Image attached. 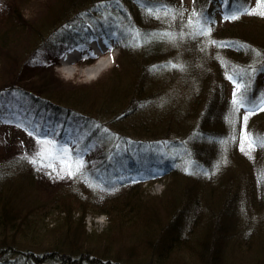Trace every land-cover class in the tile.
I'll use <instances>...</instances> for the list:
<instances>
[{"label":"trees","instance_id":"1","mask_svg":"<svg viewBox=\"0 0 264 264\" xmlns=\"http://www.w3.org/2000/svg\"><path fill=\"white\" fill-rule=\"evenodd\" d=\"M58 1L57 7L37 22L39 26L32 32L30 44L33 51L61 41L84 42L78 31L63 29V25H66L63 21L70 17V12L77 6L88 7L87 13L92 17L95 16L93 10H99L102 5L113 7L114 16L124 18L131 33L127 27L121 32L122 39L127 41L121 49L122 54L125 63H128L131 57L127 55L139 50L134 53L138 54L137 62L132 64L133 69L122 66L126 76H123V71L113 69L107 78L113 75L119 78L107 80L99 87L97 85L96 93H99L91 102L78 95L73 98L50 97V100L58 101L57 104L76 106L85 114L89 137L99 141L103 152L95 168L75 174L74 179L73 176L69 177L73 180L68 186L70 188L51 196L45 195L37 186L38 171L29 161L14 153L0 157V264H264V246L243 256L228 253L227 236L234 225L230 218L219 216V219H214L208 213L215 207L209 203V197H205L211 188L218 194L216 207L219 209L231 206L230 203L238 198L237 190L236 195H231L232 189H235L231 173L194 182V176L189 172L180 174L176 171L170 156L175 155L174 160L178 161L180 152L183 153L182 157L187 152L194 162L203 165V170L204 162L213 160L214 155H220L215 148L228 145V154L236 156L235 160L243 173L239 184L247 180L246 169L250 168L252 161L253 175L260 179L264 172V148L256 147L251 153L247 152V148L246 151L240 150L239 134L246 108L233 113L234 97L227 96L229 90L233 93L232 88L229 89L233 83L227 77L234 75L233 67L255 68L256 71L244 74L242 83L247 88L249 100L260 102L264 98V18L242 15L236 20L227 21L222 14L220 18L212 17L209 11L215 5L219 6V0H195V3L193 0L189 3L185 0H80L81 4H78V0ZM162 4L184 12L182 18L169 21L170 28L168 22H158L146 10ZM256 4L257 0H250L251 7ZM193 9L203 10L215 20L211 39L249 47L217 48L206 43L208 37H189L182 24L187 22ZM77 16L80 20V14ZM101 17L102 14L93 17L97 24L83 23L88 34L117 36L113 29L115 19L108 17L110 20L106 24L100 21ZM169 29L176 33L185 31V37L171 41L173 45L168 51L165 47L168 39L144 36ZM50 30L55 31L51 40L49 36L46 37ZM167 64L183 65V70L170 68L172 75L181 79L182 86L188 88L190 93L184 106L165 113L151 105L156 95L152 80L147 76L154 69L167 68ZM125 77H130L128 83L125 81L122 84ZM21 95L25 96V93L21 92ZM31 98L40 109L47 108L48 99L39 98L37 101L36 97ZM149 107H152L150 111ZM128 109H134V116L126 115ZM95 116L104 118V123ZM126 116L130 117L123 123ZM248 123L250 125L245 130L249 136H264V111L255 112L248 118ZM208 143H211L209 148L204 146ZM132 151H144L145 156L136 159ZM160 151L165 155L160 157ZM159 160L162 162L159 168L164 167L162 170L166 178L172 177L173 181L161 197L150 196V202L146 200L148 197H143V185L158 180L131 183L128 172L139 170L147 173L152 165L146 169V163ZM165 162L167 164H163ZM176 174L189 181L187 189L183 190V184L182 190L177 187L181 181ZM101 183L103 187L113 190L94 189L93 185ZM170 192L172 195L168 196ZM200 195L202 199H199ZM159 197V201H156ZM191 206L192 218L185 233L182 226H186L185 219ZM56 215V224L45 223ZM87 215H105L109 218L110 226L100 233L88 231L85 222ZM204 219L207 221L203 222ZM152 223L155 227L151 226ZM142 226L154 234L153 238L138 244L134 243L136 240L131 242V231ZM124 228L130 233L123 243L120 232ZM163 232L167 233L164 237ZM112 233L116 237H112ZM172 244L179 246L170 249Z\"/></svg>","mask_w":264,"mask_h":264},{"label":"rangeland","instance_id":"2","mask_svg":"<svg viewBox=\"0 0 264 264\" xmlns=\"http://www.w3.org/2000/svg\"><path fill=\"white\" fill-rule=\"evenodd\" d=\"M185 1L186 3H189L191 0ZM78 2V4H81L80 0H78ZM58 3V0H0V116L13 121L19 118L25 122H31V125H39L42 130L54 129L55 134L51 138L58 142V144L67 146L73 159L77 157V149L83 153L82 158L84 160V167L81 170V172H83L95 168L100 163L103 153L101 144L97 139H90L88 129L85 127L86 117L83 116L85 114L83 112L81 113L79 108L67 104L65 105L63 103L57 104L58 101L53 99L50 100V97L63 96L73 98L74 95H78L84 100L87 99L89 102L95 100L96 94L99 93H96V88L101 86V83L119 78V76L116 77V75H113L110 79L107 78L113 69L117 68L120 72L123 71V76H126V74L124 75V67L133 69L132 64L137 62L138 55L134 53H138L139 50L134 51L131 55H127L131 58H128V63H125V58L121 50L127 43L125 39H122L123 36L121 34V32L127 27L124 18L114 16L115 10L113 7H101L99 10L95 9L93 10L95 16L91 17L87 13L88 9L86 8L88 7L80 5L70 12V17L68 16L69 18L63 21L66 23V25H63V29L70 28L72 32L78 31L83 37H80L82 41L88 36V30L83 23L87 21L92 24H97V21L93 17H98L100 14H102L100 21H103L106 24L109 23L110 19H115V21H113L115 23V28L113 29L118 33L117 40L116 37L108 40L109 45L111 46V51L107 48L104 55H101H106L107 58L112 55L114 56V60L109 63L108 68L104 72L101 74H95L90 70L95 64V61L92 62L91 59H89V53L92 52L90 51V46L86 45L87 42L77 43L75 41H61L56 44L52 43L48 48H39L38 50L33 51L31 48V34L33 30L35 32V28L39 26L37 22H40L44 16L51 11V9H54V7L56 8ZM217 5L212 7L209 13L212 17L220 18L223 11L220 7L221 0H219V6ZM89 7L92 8L91 5ZM78 14L81 16L80 20L78 19ZM160 21L165 23L168 22V28H170L169 20L165 21L158 19V22ZM109 26L111 25L109 24ZM168 31H170V29ZM54 33L55 31L50 30L46 33V37L49 36V39L51 40ZM129 33H131V31ZM125 35L128 37L126 33ZM75 44L77 45V49H74L71 53L77 54L79 59L75 63L76 66L74 65L77 72L73 76H67L62 71L64 66L60 63L52 64L50 62L44 65L42 61H38L42 56L50 54L57 55V58L61 59L66 51L70 50L71 46L73 47ZM171 45H173V42L170 40L166 42L165 47L167 51ZM100 46H102V44H100ZM81 49H83V51ZM84 56H87V59H84ZM166 62L168 63V59ZM122 66L124 67L122 68ZM131 75L132 72L130 73V77ZM130 77L123 78L122 84L125 81L128 83ZM147 77L149 79L151 78L152 84L155 88L154 94L156 95V99L155 102L151 103L152 107L155 108L157 106L166 113L171 112L175 107L180 108L179 106H184L187 103L190 91L188 88L182 86L181 79L172 75L171 68L168 64L167 68H162L160 70L154 69L152 74ZM97 85L98 87H96ZM118 86L120 85L118 84ZM114 87L115 86H112V88ZM231 88L234 93V84H231L229 89ZM21 92H24L25 96L21 95ZM233 93H230L229 90L227 92L228 98L233 97ZM31 96L36 97L37 101L39 98L48 99L47 108L40 109ZM125 105L121 108L124 109ZM152 107H149L148 110L150 111ZM133 110L134 109H128L126 115L134 116L132 114L134 112ZM129 117L125 118L123 123H126ZM95 118L104 123V118H99L97 116H95ZM97 123L100 124L99 122ZM248 124L247 121L246 127ZM26 126L28 125L26 124ZM106 129L110 131L108 127H106ZM115 130L117 129H114V131ZM243 135L244 132H240L239 146ZM210 144L211 143H208L204 146L209 148ZM36 147L35 139L29 136L24 128L16 127L15 123H0V157H7L14 153L22 156L23 159H25V156L29 157V159L26 160L31 163L30 158L36 151ZM245 148H247L246 144ZM215 149L216 153H219L220 155H214L213 160L204 162L206 164H204L205 168L203 170V165L194 162L187 152L185 157H182L183 153L180 152L178 161L174 160L176 159L175 155L170 156L171 160H173V164L177 168L176 171L179 173L181 172L180 174L189 172L195 177H192L194 182L202 179L205 180L206 178L216 179L231 173V177L235 181V189H232L231 195H236L238 193V198L234 199L233 203H230L231 206H226L224 209L217 208L218 194L213 192L212 188L209 193L205 194V197H209L211 200L209 203L215 205L214 208L212 207V212L208 210V213L211 214L212 218L219 219V216L230 218L231 224L234 225L233 229L232 226L230 227L229 235L227 236L228 248H226V251L228 249V253L232 252V254L234 253L237 256H243L249 251L253 252L257 247L264 246V182H262L261 179L258 180V178L254 177L252 161L250 168L246 169V176H248L246 178L247 180H245L243 184L241 182L239 184V178L243 176V173H241V167L235 160L236 156L233 155L232 157L231 154H228V145H223L221 148L216 147ZM162 150L164 151L165 149L162 148ZM131 153L136 159L141 155L145 156L144 151H132ZM240 154L241 153H239V155ZM158 155L161 157L164 156L165 153L160 151ZM163 161L170 162L169 160ZM166 162L163 164H167ZM159 163L162 162L160 160L159 162L151 161L145 165L146 169H149L152 165L150 169L159 171V175L155 178L158 182H150L149 184L143 185V197H148L146 200L149 199V201L152 200L150 199V196L161 197L162 192L165 193V191H167V186L173 181L171 180L172 177L166 178L165 173L162 170L164 167L159 168ZM32 166L38 171L36 176L37 186L41 189L43 194L51 196L62 189L70 188L68 186L73 180L69 178L70 176L61 172V165L59 163L54 165L56 171L39 165L32 164ZM57 173H59V175ZM141 173L142 172L139 170H134L128 172V176H136ZM180 174H176L181 181V184L177 185V187L181 189V185L183 184L185 186L183 190H185L189 187V181ZM215 184H213V186H215ZM236 190L237 193L235 192ZM172 192H170L168 196H171ZM160 197L157 198L156 201H159ZM198 197L199 199H202L201 195ZM192 207L193 206L189 207L187 218L185 219L186 226H182L185 233L191 222L190 220L193 212ZM52 217L46 220L45 223L51 224L52 222H55L56 224L58 216L56 215L55 218L54 216ZM205 221L207 220L204 219L203 222ZM85 222L88 231L96 230L97 233H100L110 226L109 218L105 215L98 217L87 215ZM151 226L155 227L153 223ZM129 233L130 231H127L125 228L121 230L120 239L123 243L125 237H129L127 236ZM131 234L132 238L130 241L132 242L136 240L134 242L136 244L153 238L154 236L150 230L146 229V226L139 228L136 227L131 231L130 236ZM166 234L167 233H164L163 237ZM111 235L112 237H116L113 233ZM167 236L166 239L168 238ZM170 246V249H173L179 245L172 244Z\"/></svg>","mask_w":264,"mask_h":264},{"label":"snow or ice","instance_id":"3","mask_svg":"<svg viewBox=\"0 0 264 264\" xmlns=\"http://www.w3.org/2000/svg\"><path fill=\"white\" fill-rule=\"evenodd\" d=\"M195 3V0H193ZM99 7H103L102 5ZM222 11V18L224 20H236L242 15H254L259 18H264V0H257L255 7L250 6V0H221L220 5ZM149 15L155 16L157 19L166 18L169 21H175L177 17H183L184 12L176 9L170 5H160L157 7H151L146 9ZM215 20L210 16L206 15L203 10L193 9L187 22L182 24L183 29H187V35L192 38L197 37H208L206 41L207 44L216 46L217 48H229V47H239L244 49L246 46L244 44L236 43H221L214 39H211V33ZM137 35H140L137 33ZM145 38L148 36L159 37L161 39H168L170 41H176L177 39H183L185 37V31L179 33L173 31H164L160 33L144 34ZM107 44V41H105ZM83 51V49H81ZM108 50L111 51V46H108ZM95 56V53H89ZM87 59V56L83 57ZM169 67L183 70V65L181 64H170ZM249 71H256L255 68L250 69H240L233 67L234 75H229L227 78L232 81L235 86V91L233 93V113L238 111L240 108H246V115L243 117L242 141L240 144V150L246 151L245 144L247 145V152L256 148H264V136L255 135L249 136L245 129L247 125L248 118L257 111H264V98L260 102L255 100H249L246 96L247 88L244 83H242V78L244 74ZM241 89H244L242 92ZM0 123H15L16 127L24 128L27 134L33 137L36 141V151L30 158V162L34 165H39L41 167L51 168L56 171L54 165L59 163L61 165V172L67 176H73L77 173H81L84 167V160L82 158L83 153L77 149V157L73 159L69 148L65 145H60L58 142L53 140L51 137L55 134L54 129H41L39 125H31V122H25L17 118L15 121L8 119L6 117L0 116ZM26 124L28 126H26ZM25 159L29 157L25 156ZM218 167V166H217ZM59 175V173H57ZM159 175V171H154L149 169L147 173H141L136 176L129 177V182L138 183L146 179H155ZM63 178V177H62ZM260 179L264 182V172L261 173ZM94 189L99 188L101 191H112V188H105L101 184L93 185Z\"/></svg>","mask_w":264,"mask_h":264},{"label":"bare ground","instance_id":"4","mask_svg":"<svg viewBox=\"0 0 264 264\" xmlns=\"http://www.w3.org/2000/svg\"><path fill=\"white\" fill-rule=\"evenodd\" d=\"M68 51V50H67ZM66 51V52H67ZM105 51H107V49H101L95 53V56L90 55L91 61H95L94 65L92 66V70L95 74H101L102 72H104L108 66L109 63L112 62V60H114V56H109V58H107V56H101L104 55ZM41 59V60H40ZM38 61L41 62L46 65L48 63H60L62 64L64 67L62 68V71L67 75V76H73L74 74H76L77 69L76 67H74V65L76 66V61L79 59L77 54L74 53H70L67 55H64L63 57H61V59L57 58V55L54 54H50V55H46V56H42ZM60 60V61H59Z\"/></svg>","mask_w":264,"mask_h":264}]
</instances>
